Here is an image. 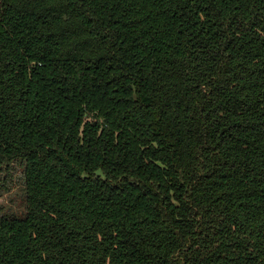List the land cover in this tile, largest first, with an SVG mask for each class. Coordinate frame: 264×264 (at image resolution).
I'll use <instances>...</instances> for the list:
<instances>
[{"label":"trees","instance_id":"obj_1","mask_svg":"<svg viewBox=\"0 0 264 264\" xmlns=\"http://www.w3.org/2000/svg\"><path fill=\"white\" fill-rule=\"evenodd\" d=\"M0 264H264V0H0Z\"/></svg>","mask_w":264,"mask_h":264},{"label":"rangeland","instance_id":"obj_2","mask_svg":"<svg viewBox=\"0 0 264 264\" xmlns=\"http://www.w3.org/2000/svg\"><path fill=\"white\" fill-rule=\"evenodd\" d=\"M0 186V205H2V211H14L21 213L24 210L25 202L23 200L24 195V183L21 176V171L18 168L13 171V174L8 177L5 186L4 182H1Z\"/></svg>","mask_w":264,"mask_h":264}]
</instances>
